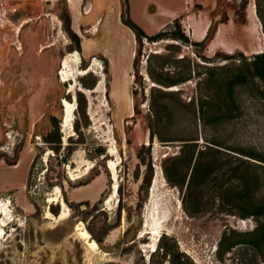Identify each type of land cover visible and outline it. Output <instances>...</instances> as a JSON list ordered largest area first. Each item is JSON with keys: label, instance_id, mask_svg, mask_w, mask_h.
<instances>
[{"label": "rangeland", "instance_id": "rangeland-1", "mask_svg": "<svg viewBox=\"0 0 264 264\" xmlns=\"http://www.w3.org/2000/svg\"><path fill=\"white\" fill-rule=\"evenodd\" d=\"M125 4L128 18L148 34L187 7L209 20V36L218 22L231 19L234 26L222 33L229 46L208 53L178 44L159 63L181 68L187 56L196 71L189 80L155 83L142 63L134 81L135 36L123 21ZM251 4L255 9V0H0V264H171L160 246L178 250L186 264H264L263 245L260 251L245 244L228 249L264 224V215H240L264 203V86L248 79L235 85L233 103L225 95L226 83L236 74L248 76L247 63L264 52ZM68 16L80 49L69 37ZM166 44L149 49L167 54ZM213 69L216 75L208 77ZM151 96L176 108L174 125L161 134L193 136L195 147L204 149L202 161L211 171L205 187L189 192L179 183L190 146L150 141ZM199 96L207 101L201 111ZM178 98L195 99L184 106ZM56 129L61 144L45 142ZM34 157L37 208L25 191ZM243 171L255 179L256 191L240 199ZM81 201L89 206H75ZM58 206L54 215L51 207ZM88 227L106 232L102 245Z\"/></svg>", "mask_w": 264, "mask_h": 264}, {"label": "trees", "instance_id": "trees-1", "mask_svg": "<svg viewBox=\"0 0 264 264\" xmlns=\"http://www.w3.org/2000/svg\"><path fill=\"white\" fill-rule=\"evenodd\" d=\"M124 13H123V21L130 26V28L133 30L134 36H135V48L133 51V62H132V75L134 76V81H136L137 76H138V68L141 66L143 63L146 68V72L148 76L158 84H162L164 86H172V85H178L181 84L187 80H189L192 76V73L194 74L196 71L191 67V60L185 56L182 57L181 61H186V65L183 67L179 68L177 66H169L166 62L159 63V58L162 56H167L166 58H171L173 56L172 52L176 51L178 49V44H184L187 46H199L203 49L206 48L207 41L212 37L213 33L215 32V29L211 36H209L207 30L206 36L200 40V41H195L191 40L188 35L184 32V29L180 23V18L177 17L173 19L170 23L165 25V28H162L158 30L155 33L148 34L146 33L141 27H139L136 23H134L132 20L128 18L127 14V7L125 4L124 7ZM255 14L258 17L260 24H261V29L262 33L264 35V11H263V6L261 0H255ZM67 29L69 30V37L71 40H73L77 48L80 49V39L79 36L71 29L70 27V19L69 16L67 18ZM167 40V44L165 47V50H168L167 54H157L153 52V49H149L150 45L153 43L161 42ZM150 50V51H149ZM219 52H215V56H218ZM213 57V58H214ZM225 59L232 58L233 56L231 55H226ZM208 59L209 61L211 58H205ZM206 61V60H204ZM168 65V66H166ZM196 67H200V64L195 62ZM248 65V71L249 75L245 76L243 74H236L234 78L230 79L226 85H225V92H226V98L229 99L232 103L234 102V88L236 84L240 83H245L248 79H254L257 78L259 79L264 86V52H259L256 53L252 56L251 60L247 63ZM199 72H197V76H199ZM206 75L208 77H212L216 75L215 70L213 69L212 71L208 70L206 72ZM152 91H156V88H152ZM157 91H160L159 89ZM264 93V91H262ZM136 95H137V90L135 89L134 86H132V99H133V116L137 115L140 113L138 109V103L136 101ZM164 96L168 94H162ZM264 95V94H263ZM180 103L184 106H189L194 103V99H191V102H183L181 101L180 98H178ZM200 103H199V110L201 111L203 108V104L207 103L206 100H203L202 97L199 96ZM263 106H264V96H263ZM80 108L81 105H80ZM174 104L170 102L169 100H165L162 97H153L149 98L148 101V109H147V114H146V119H147V128L149 131V139L152 142L154 139H156L159 142H172V141H181L184 146H190V155L188 158V166L187 170L184 172L183 177L180 179V185H186V189L190 192L191 190H198V188H203L206 186L208 182V175L211 173L209 171L207 164L202 161V156L204 154V149H200L195 147L196 145V140L197 138H194L193 136H166L164 134H161L160 130L168 128L170 125L171 127L174 125V121L172 120V116L174 114L175 110ZM167 112V115L170 116L168 119H166L163 116V113ZM195 114V108L194 111H192ZM51 123L55 124L56 120L52 116L50 117ZM193 121V119H192ZM195 121V118H194ZM49 138H45V142L48 143H55V144H61V139H60V134L58 132V129L55 130L54 135L49 134ZM216 144L215 142H212ZM217 145V144H216ZM241 154L255 158L259 160L258 158L254 157L252 153L245 154L244 152ZM62 158L65 160L69 159V152L64 155ZM36 162V157L33 158L28 174H27V179H26V184H25V191H26V196L29 200L30 203H32L35 208H37V205L35 203V199L33 198L31 194V183H30V178L31 174L33 171V168L35 166ZM16 162H9L8 164H15ZM165 174L168 176L167 170H165ZM248 171H243L240 178L242 183L241 190L238 192L240 194H237L238 198H245L249 197L250 193H253L256 191V185H255V179L253 176L249 175ZM149 179L144 178L142 181V187H145L146 189L148 188L149 184ZM88 182L81 183L78 185H74V187L80 186V185H85ZM249 183L250 186L247 184ZM254 185V186H253ZM98 201L93 205H97ZM81 205H86L89 206V202L87 201H81L75 204V206H81ZM71 207V206H70ZM250 208L246 211H243L240 213L242 217L248 216V215H254L256 217H259L261 215H264V203H256L253 204V206H249ZM73 208L71 207V211ZM51 212L54 215H58L59 213V206L54 208L51 207ZM110 228H107L109 230ZM89 232L91 233V237L99 244L102 245L104 242V236L106 232H100L96 233L93 227H88ZM125 233H127L125 231ZM254 237L251 239L248 238H242L236 241H233L229 244L228 249L234 247L235 245L239 244H245L250 246L252 249L256 251H260V246L263 245L264 247V224H259L257 228L253 231ZM160 248L164 251V255H168L170 258L171 264H186V260L182 258V253H180L176 249L168 250L164 248L163 246H160ZM159 248V249H160ZM256 264V263H255Z\"/></svg>", "mask_w": 264, "mask_h": 264}, {"label": "crops", "instance_id": "crops-1", "mask_svg": "<svg viewBox=\"0 0 264 264\" xmlns=\"http://www.w3.org/2000/svg\"><path fill=\"white\" fill-rule=\"evenodd\" d=\"M174 17H179L182 19L181 21L184 32L186 33V35H188L191 40L200 41L206 36L209 27V20L202 16L198 17L197 15L192 14L191 12H189L188 7L180 11L179 13H174L173 16L170 17L168 23L175 19ZM230 20L231 19H227V21L225 22L220 21L217 23L215 32L213 33L212 37L207 41L205 48L206 52L212 53L218 48L222 50L227 49L229 45L223 41L222 33L226 31L229 27L234 26V24L231 23ZM12 166H15V164H11V167ZM1 213L2 212L0 211V216Z\"/></svg>", "mask_w": 264, "mask_h": 264}, {"label": "bare ground", "instance_id": "bare-ground-1", "mask_svg": "<svg viewBox=\"0 0 264 264\" xmlns=\"http://www.w3.org/2000/svg\"><path fill=\"white\" fill-rule=\"evenodd\" d=\"M250 12H251V14L253 15V17H254L255 19H257L253 4H251V11H250ZM0 234H1V226H0Z\"/></svg>", "mask_w": 264, "mask_h": 264}, {"label": "flooded vegetation", "instance_id": "flooded-vegetation-1", "mask_svg": "<svg viewBox=\"0 0 264 264\" xmlns=\"http://www.w3.org/2000/svg\"><path fill=\"white\" fill-rule=\"evenodd\" d=\"M80 186H82V185H80ZM77 187H79V186H77Z\"/></svg>", "mask_w": 264, "mask_h": 264}]
</instances>
